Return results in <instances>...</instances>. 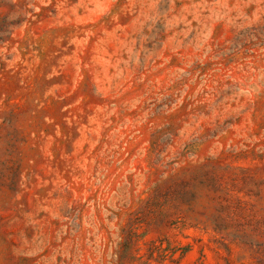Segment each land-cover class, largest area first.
I'll return each mask as SVG.
<instances>
[{
  "label": "rangeland",
  "instance_id": "1",
  "mask_svg": "<svg viewBox=\"0 0 264 264\" xmlns=\"http://www.w3.org/2000/svg\"><path fill=\"white\" fill-rule=\"evenodd\" d=\"M0 264H264V0H0Z\"/></svg>",
  "mask_w": 264,
  "mask_h": 264
}]
</instances>
